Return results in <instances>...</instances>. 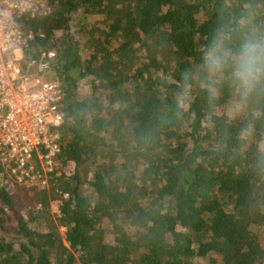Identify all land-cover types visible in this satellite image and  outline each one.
Here are the masks:
<instances>
[{
  "label": "trees",
  "instance_id": "trees-1",
  "mask_svg": "<svg viewBox=\"0 0 264 264\" xmlns=\"http://www.w3.org/2000/svg\"><path fill=\"white\" fill-rule=\"evenodd\" d=\"M49 7L15 20L33 35L24 70L55 53L59 171L27 187L0 161V264H264V86L228 118L227 79L213 95L198 75L213 39L264 33V0Z\"/></svg>",
  "mask_w": 264,
  "mask_h": 264
},
{
  "label": "built area",
  "instance_id": "built-area-1",
  "mask_svg": "<svg viewBox=\"0 0 264 264\" xmlns=\"http://www.w3.org/2000/svg\"><path fill=\"white\" fill-rule=\"evenodd\" d=\"M49 10V0H0V161L17 183L41 189L58 168L63 92L57 81L44 78L53 51L23 69L22 51L33 35L15 19Z\"/></svg>",
  "mask_w": 264,
  "mask_h": 264
},
{
  "label": "clouds",
  "instance_id": "clouds-1",
  "mask_svg": "<svg viewBox=\"0 0 264 264\" xmlns=\"http://www.w3.org/2000/svg\"><path fill=\"white\" fill-rule=\"evenodd\" d=\"M198 75L215 95L218 85L227 79L233 92V112L251 108L264 86V33L246 31L233 47L222 38L210 42L202 54Z\"/></svg>",
  "mask_w": 264,
  "mask_h": 264
},
{
  "label": "rangeland",
  "instance_id": "rangeland-1",
  "mask_svg": "<svg viewBox=\"0 0 264 264\" xmlns=\"http://www.w3.org/2000/svg\"><path fill=\"white\" fill-rule=\"evenodd\" d=\"M79 15H76V17H78ZM95 18H90L89 21H94ZM73 24H75V22H73ZM73 31H76L75 28H73ZM76 41L79 42H82L83 41V36L82 35H79V34H75V38H74ZM84 57H86V53H84ZM45 79H48L47 76H44ZM89 84L87 83H84V85L81 86V93L82 94H87L88 91H89ZM217 113L219 115H224L228 118H233V116H235L236 113L233 112V103H229L225 108L221 109V110H218ZM59 170H57L58 172ZM58 206H59V203L55 202V203H51L50 206H49V211H50V214L52 215V219L55 223H58L56 221L57 217H58ZM37 209V208H36ZM31 212V209L29 208H22L21 209V213L22 215L28 220L30 218V213ZM59 232H60V235L63 236L64 235V230L62 228H59ZM112 238L110 237L109 238V241L112 242Z\"/></svg>",
  "mask_w": 264,
  "mask_h": 264
}]
</instances>
